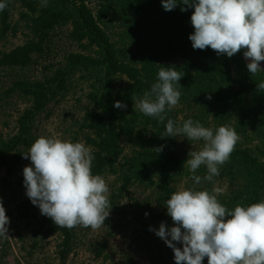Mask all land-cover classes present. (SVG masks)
<instances>
[{
	"label": "trees",
	"instance_id": "16d2710c",
	"mask_svg": "<svg viewBox=\"0 0 264 264\" xmlns=\"http://www.w3.org/2000/svg\"><path fill=\"white\" fill-rule=\"evenodd\" d=\"M16 1L25 9L19 16L29 36L22 44L0 51L1 72L39 65L38 58L53 51L51 33L63 27H68L66 37L77 50L68 51L60 66L42 78L22 73L11 81L5 94L17 95L29 104L18 114L16 131L7 138L0 136V170L4 168L8 176L17 170L22 155L39 137L34 132L37 117L66 97L78 75L88 82L90 90L84 117L74 123L79 122L80 131H87L84 137L92 147L93 175L115 177L118 186L109 194L112 207L126 197L138 208L129 193L136 183L152 189L155 206L149 210L150 220L163 221L175 182L191 173L184 164L187 158L181 152L180 137H162L167 120L160 123L144 116L132 97H142L157 82L161 66H175L184 73L179 81V103L190 111V117L213 130L232 127L240 137L215 177L217 182L225 180L230 185L218 196L219 201L229 210L264 201V92L256 91L264 72L255 77L249 74L243 49L231 58L217 56L210 48L194 50L188 39L194 31L190 23L193 9L181 12L183 5H177L165 11L161 0H90L93 9L85 0H8L7 8L0 11V42L21 26L10 21ZM116 22L122 31L113 41L109 28ZM175 59L178 64L173 63ZM209 95L210 100L206 98ZM116 101L127 104V109L114 108ZM179 112L181 108H173L167 111V118L177 123L189 119L183 112L184 119H179ZM253 141L254 146L247 145ZM121 143L130 146L128 155H123ZM160 146L162 151L156 153L154 149ZM197 174L205 175L206 169L201 167ZM23 179L19 176L16 186L24 187ZM212 187L204 182L198 190L211 191ZM9 216L13 224H23L29 232L28 256L50 237L57 238L58 264H65L74 251L78 226L71 230L57 227L29 198L17 202ZM92 250L96 258L104 255V245L99 242Z\"/></svg>",
	"mask_w": 264,
	"mask_h": 264
},
{
	"label": "clouds",
	"instance_id": "9594fccd",
	"mask_svg": "<svg viewBox=\"0 0 264 264\" xmlns=\"http://www.w3.org/2000/svg\"><path fill=\"white\" fill-rule=\"evenodd\" d=\"M177 5H183L181 12L193 9L190 23L194 31L188 39L194 50L210 48L217 56L231 58L243 49L249 74L255 77L264 72V0H161L165 11ZM7 6L8 0H0V11ZM183 75L175 66H161L157 82L142 97H132L144 116L160 123L167 120L162 137L202 141L200 150L190 151L184 162L194 186L173 192L166 201L167 215L174 226L168 228L161 222L158 229L149 227V231L172 249L175 264H202L205 258L207 264H264V201L229 210L218 199L225 188L215 177L240 140L238 133L229 126L213 130L190 118L182 123L167 118V111L180 101ZM256 91L264 92V80L256 85ZM206 98L210 100L211 96ZM113 107L125 110L127 104L116 101ZM162 149L154 150L159 153ZM22 156L31 161V166L23 168L25 194L41 215L69 230L77 226L98 230L104 226L112 208L110 189L101 175L92 173L91 147L40 136ZM201 167L206 169L203 176L197 174ZM204 182L213 185L211 191L198 190ZM9 222L0 202V237L9 236Z\"/></svg>",
	"mask_w": 264,
	"mask_h": 264
},
{
	"label": "rangeland",
	"instance_id": "374dc122",
	"mask_svg": "<svg viewBox=\"0 0 264 264\" xmlns=\"http://www.w3.org/2000/svg\"><path fill=\"white\" fill-rule=\"evenodd\" d=\"M85 3L93 9V2L85 0ZM24 10L20 2L14 3L10 21L12 24L20 22L21 26L17 33L9 32L0 42V51L10 50L27 40L28 30L24 27V22L20 21L19 16L20 12ZM67 28L63 27L51 33L53 51L39 57V65H34L24 71H0V136L3 138L9 137L16 131L18 114L29 104L17 95L5 94L11 81L17 77V74L22 73L30 78H42L44 74L51 73L60 66L68 51L77 50L76 45L70 44L66 37ZM109 29L111 39L117 40L116 34L122 31L120 25L116 22ZM51 63L54 66L51 65L48 71L44 70V67H50ZM173 63L178 64L179 60L175 59ZM261 68L264 69V62H261ZM75 77L66 97L59 103L51 105L47 111L37 117L34 123V132L39 137H56L73 143L83 142L86 146L91 147L84 137L87 131H80L79 122L78 124L74 123L84 117L83 110L88 102L86 96L90 86L78 75ZM178 108H181L187 117L195 120L190 117V111L184 110L181 103L175 107L176 110ZM194 111L196 110L194 109L191 115L194 114ZM182 112H179V119L185 117ZM121 144L124 149L123 155H128L131 151L130 146L126 143ZM254 144L256 141L247 145L252 147ZM180 145L183 156L188 158L190 151L200 150L202 141H188L186 138L180 137ZM25 166H31L30 159L23 158L12 176H8L4 168L0 170V202H2L10 221L7 225L9 236L7 238L0 237V264H58L59 260L55 254L56 237L41 241L39 248L33 251L31 256H28L27 250L31 242L29 232L23 229V224H13L12 218L9 216L17 202L28 198L25 194V187H18L15 184L17 178L23 176ZM102 177L106 180L111 193V189L118 186L115 177L108 173ZM217 183L220 187L225 188L223 193H226L230 187L225 180H219ZM193 186L194 182L191 180L190 174L178 179L174 184V190L189 189ZM129 193L139 204L138 208L128 198H120L116 202L117 205L111 208L109 217L106 218L104 226L100 229L92 230L78 226L74 251L69 255L65 264H175L172 249L167 247L164 241L155 235L154 231H149V227L158 229L161 222H164L168 228L174 226L171 217L166 212L163 221L151 222L149 210L154 209L155 206L152 189L136 183L130 187ZM145 213L148 215L145 216ZM95 242L104 245L102 257L96 258L93 254L92 245ZM176 246L182 247L180 244ZM205 259L202 264H205Z\"/></svg>",
	"mask_w": 264,
	"mask_h": 264
}]
</instances>
